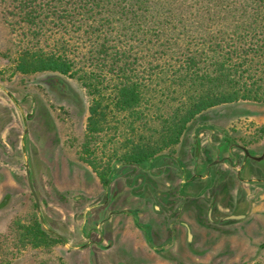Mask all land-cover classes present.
Segmentation results:
<instances>
[{
  "label": "rangeland",
  "instance_id": "374dc122",
  "mask_svg": "<svg viewBox=\"0 0 264 264\" xmlns=\"http://www.w3.org/2000/svg\"><path fill=\"white\" fill-rule=\"evenodd\" d=\"M136 32L114 42L127 49L133 46L132 52L140 56L141 31ZM72 36L60 40L58 34L47 31L33 37L21 29L12 30L0 16V84L18 104L0 88V264H92L89 250L77 249L84 241L79 228L83 215L87 212L91 220L96 214L92 208L110 197L103 199L91 159L98 169L111 159L118 165L115 171L126 173V178L117 175L109 191L117 194L112 209L107 207V215L112 214L108 240L113 241L108 252L112 264H264V183L249 181H264V159L243 161V153L231 146V153L238 155L239 163L243 161L238 172L241 180L236 179V165L216 159L217 154L227 155L232 143L251 149L254 155L264 150V103L238 101L198 113L179 142L158 154L166 157L150 161L165 169V174L144 181L146 173L125 166L119 157L161 141L163 132L182 114L177 112L180 104L167 92L168 81L156 78L160 68L152 61L139 67L145 83L140 104L131 111L116 110L108 65L95 69L90 60L92 41L82 32ZM61 41L75 62L74 76L14 70L20 46L36 44L49 50L61 47ZM92 106L97 109L93 118L100 130L88 134ZM167 156L177 164L171 165ZM27 160L38 205L25 178ZM208 164L214 166L207 173ZM132 171L135 177L129 175ZM182 171L185 183L180 184ZM168 188L176 196L154 198V192L164 195ZM163 199L170 204L164 205ZM185 199L179 215L177 208ZM38 206L44 226L74 240L68 245L75 250L61 241L37 248L22 246L17 239L20 226L32 218L40 222ZM154 206L164 207L166 215L160 216ZM140 208L141 230L125 213L134 215ZM169 210L171 218L166 223ZM147 223L152 226L151 243L142 233H147ZM167 225L173 229L170 239ZM89 227L87 222L85 228Z\"/></svg>",
  "mask_w": 264,
  "mask_h": 264
},
{
  "label": "trees",
  "instance_id": "16d2710c",
  "mask_svg": "<svg viewBox=\"0 0 264 264\" xmlns=\"http://www.w3.org/2000/svg\"><path fill=\"white\" fill-rule=\"evenodd\" d=\"M0 16L12 30L33 37L47 31L60 40L75 32L85 34L92 41L91 64L101 70L108 65L114 83L111 102L118 111L140 104L145 83L139 67L157 62L161 74L156 78L168 81L167 92L179 102L177 112L182 114L165 128L161 141L122 154L123 163H144L175 146L187 123L208 108L238 101L264 103V0H0ZM138 30L140 56L132 52L133 46L114 42ZM14 63V70L23 74L75 75V62L62 41L61 47L49 50L20 46ZM90 111L88 134L100 130L93 118L96 107ZM110 160L99 169L89 160L103 184L116 166ZM20 229L17 239L23 247L60 241L37 218Z\"/></svg>",
  "mask_w": 264,
  "mask_h": 264
},
{
  "label": "flooded vegetation",
  "instance_id": "af4514ba",
  "mask_svg": "<svg viewBox=\"0 0 264 264\" xmlns=\"http://www.w3.org/2000/svg\"><path fill=\"white\" fill-rule=\"evenodd\" d=\"M26 116H27L28 119H30L29 114H27ZM231 146L233 148H237L238 150H240L243 153V161L245 159H251V158L246 156V154L244 152V148L245 147H243V146H241L239 144H235V143H232L230 146H228L227 155L221 157V156H219V154H217L216 155V159L227 163L230 167H234L236 165V169H237L236 179L237 180H241L240 178H238V172L241 169V164H242L243 161L241 163H239L238 155L231 153V149H230V148H232ZM245 149H247V148H245ZM247 150H248L249 155L257 156V155L252 154V150L251 149H247ZM263 152H264V150L259 155H261ZM23 154H26L25 151L23 152ZM167 157H169V156H167ZM170 158H171V160H170L171 161V165H174V164L176 165L177 164L176 160L173 157H171V156H170ZM262 159H264V157ZM151 160H153V158L149 160V162H148L146 167H144L142 163H126L125 166L131 167V168H135V169H140L142 172L146 173V175H144V176H147V178H144V181H149V182L150 181H155V177L156 176H158L160 174H165V173L162 172V171H165V169H163V170L161 168L158 169L157 167H155V165L150 163ZM251 160H253V159H251ZM130 165H132V166H130ZM208 165H209V167L207 168L208 169L207 173L209 172L211 167L214 166L212 164L211 165L208 164ZM24 166H25V178L27 180L29 178L30 182H31L32 173L30 171V162L27 160V162H25ZM115 167H118V165L115 166ZM182 173H183V171L181 172V177L182 178H181L180 184H182V181H183ZM118 174H119V172L114 170L110 174V177H109L107 183L103 184L102 182H100L101 186H103V193H104L103 194V199L105 200V198H106L105 195H108V197H110V201H109V199H107L106 202H104L103 200L101 202H98L95 205V208H92V210L95 211L96 214L91 216V220H90V218L87 217V212H86L83 215V217L85 219L83 222L85 223V225H86L87 222H90L91 223V227H89L87 229V228H85V225L83 223V225L79 228V234H80L79 237H81L84 241L81 244V246H79L77 249H82V248H83V250L84 249H86V250L88 249L89 250L88 251V257L91 260L92 264H112L113 263V262H111V258H109V256H108V252L113 247V243H112L113 241H111V242L109 241L108 242V240L111 239V235H112V223H111L112 214L107 215V213H108L107 212V207H108V210L112 209V207L114 205V202L116 200V197H117L116 195L117 194L114 195V196L110 195L109 191H110L111 184L116 181V177H117ZM119 175H122V177L126 178V173H120ZM129 175H133V171H132V173H129ZM196 176H198V175H196ZM133 177H135V176L133 175ZM249 181H255L256 183L257 182L264 183V181H260V180H256V179H250ZM183 182L185 183V181H183ZM168 190L169 191L167 193H164V195L161 194V192H159V191L154 192L153 193L154 194V198L162 196V198L165 199V198H169L172 195L176 196V194H173L174 191H170L169 188H168ZM114 192H115V190H114ZM145 192H149L150 194L152 193V192H150L148 190H146ZM151 196H152V194H151ZM175 196H173V197L175 198ZM164 199L162 200V203L164 205L168 204L169 201H167V199H166V201L164 202ZM77 200H80V199H77ZM185 201H186V199L183 200V201L181 200V202L179 204V207L177 208V210H179L178 211L179 215L183 213L182 210H183V204H184ZM169 204H170V202H169ZM102 208H104L103 211H102ZM154 208L160 214V216L162 214L166 215L165 212L167 210L164 209V207L163 208H161V207L157 208V207L154 206ZM169 208H170V206H169ZM140 210H141V208L138 211H135L134 215L133 214H129V212H127V211L125 213L132 218L133 223L135 224V226L138 229L141 230V228H140L141 225L138 224V218H139ZM177 210H174L173 213L175 214ZM86 211H91V210H86ZM171 213L172 212L169 210V215H167V218L165 219L166 223L170 220V218H171L170 214ZM147 224L149 225V229L147 230V233H144L143 230H142V233H143V236H144L146 242L147 243H151V238L153 236L152 235V226L150 225V223H147ZM183 225H185V224H183ZM86 229H87V231H86ZM167 231L169 232V239H170L172 237L171 234L173 232V229H171L170 225H167ZM54 236L59 238L60 241L63 242V243L65 242L67 244L68 243L72 244L74 242V240H70L69 238H66V237H64V236H62L60 234H58V236L57 235H54ZM69 249L75 250V248H72V247L69 248Z\"/></svg>",
  "mask_w": 264,
  "mask_h": 264
},
{
  "label": "water",
  "instance_id": "95a60500",
  "mask_svg": "<svg viewBox=\"0 0 264 264\" xmlns=\"http://www.w3.org/2000/svg\"><path fill=\"white\" fill-rule=\"evenodd\" d=\"M0 88H1V89H2V90L8 95V97L14 102V104H15L16 106H18V104H17L16 100L14 99V97L12 96V94H11V93H10V92H9L4 86H3V85H1V84H0ZM24 133H25V134L27 133V130H26V129H25ZM244 152H245V154H246L247 157H249V158H251V159H253V160H256V161H259V160H261V159L264 157V152H263L260 156H251V155H249L248 150L245 149V148H244ZM28 185H29L30 190H31V193H32L34 199L36 200L37 205H38V201H37V198H36V194H35V192H34V189H33V187H32V184H31L29 178H28ZM37 210H38L39 220H40L42 226L46 229V231H48V232H50V233H53V234H55V235L58 236L57 233L53 232L52 230H50V229H48V228H46V227L44 226V223H43L42 217H41V215H40L39 206L37 207ZM64 244L67 245L69 248L72 247V246H69V245H68L67 243H65V242H64ZM72 248H74V247H72Z\"/></svg>",
  "mask_w": 264,
  "mask_h": 264
},
{
  "label": "crops",
  "instance_id": "0c3cea01",
  "mask_svg": "<svg viewBox=\"0 0 264 264\" xmlns=\"http://www.w3.org/2000/svg\"><path fill=\"white\" fill-rule=\"evenodd\" d=\"M257 156H260L259 154L257 155ZM158 157H166V156H158ZM170 157V156H169ZM156 158V157H155ZM256 161V160H255ZM209 166V165H208ZM208 166H207V168H208ZM207 168H206V171H207ZM206 175V174H205ZM244 181V180H243Z\"/></svg>",
  "mask_w": 264,
  "mask_h": 264
}]
</instances>
